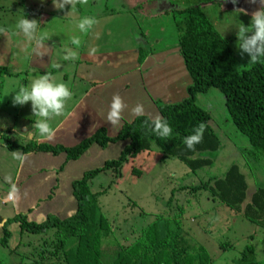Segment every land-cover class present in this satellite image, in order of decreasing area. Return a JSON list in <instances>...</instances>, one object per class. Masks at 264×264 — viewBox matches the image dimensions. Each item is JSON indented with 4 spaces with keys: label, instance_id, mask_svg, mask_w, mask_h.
Returning a JSON list of instances; mask_svg holds the SVG:
<instances>
[{
    "label": "rangeland",
    "instance_id": "374dc122",
    "mask_svg": "<svg viewBox=\"0 0 264 264\" xmlns=\"http://www.w3.org/2000/svg\"><path fill=\"white\" fill-rule=\"evenodd\" d=\"M182 1L0 0V65L8 66L11 75L0 76V131L10 132L12 138L22 141H28L34 133L41 142L45 135L47 140H57L63 116L75 109V98L89 88L83 83L71 91L62 79L63 73L79 76L82 69L78 70L76 63L82 48H93L90 54L95 50L99 55L108 54L109 60L105 61L108 67L90 70L96 77L110 74L104 81L110 86V98L89 95L83 101L80 110L92 116L85 127L93 129L107 123L109 118L103 112H110L109 136L118 130L113 124L129 122L135 115L159 120L153 101L160 100L162 104L184 99L187 97L184 85L190 82L182 59L175 52V18L172 12L159 13L165 4L173 8V4L181 5ZM214 1L218 5L202 6L204 17L226 39L239 66L257 63L264 55V21H257V17L264 20V0ZM94 34L97 41L88 45L87 40L92 41ZM140 47L150 53L139 64ZM120 62H125L121 70L115 66ZM134 70L138 75L133 74ZM44 73L52 79L40 77ZM125 74L127 79L122 81ZM143 77L144 87L140 83ZM117 82L120 86H116ZM66 83L72 85L71 80ZM122 85L127 93H120ZM195 99L210 114L214 125L225 122L224 98L216 89L200 93ZM228 125L232 128L230 136L235 135L231 124ZM89 135L83 131L75 140L60 144H77ZM237 137L245 143L242 137ZM123 148L124 142L110 143L106 149L92 146L78 160L64 164L63 155L23 156L20 151L7 150L0 140V238L5 221L18 213L25 215L39 198L55 194V188L63 195H52L50 201L40 205L39 211H59L60 218L71 214L76 204L69 199L70 183L85 171L101 167L106 160L116 159ZM237 148L234 145L225 148L213 167L197 171L196 176L180 157L162 158L151 151L124 164L122 178L97 197L99 214L109 220L112 232L101 247L105 256L110 257L117 246L128 248L143 236L149 225L156 226L154 221L161 217L159 220L175 219L177 225L180 221L179 237L190 251L203 246L212 264H237L241 248L249 243L248 237L253 235L254 243L256 240L260 243L264 229L246 221L235 209L221 205L209 193L191 191L201 183V175L218 176L232 164L241 165L244 160ZM24 163L28 165L21 167ZM102 177L93 185V192L103 188L107 179ZM28 219L38 222L35 215ZM18 228L17 224L9 226L12 237L7 248L0 246V264H40L37 260L42 236L21 233ZM225 242L232 247L221 249ZM257 249L256 256L260 258L264 248Z\"/></svg>",
    "mask_w": 264,
    "mask_h": 264
},
{
    "label": "trees",
    "instance_id": "16d2710c",
    "mask_svg": "<svg viewBox=\"0 0 264 264\" xmlns=\"http://www.w3.org/2000/svg\"><path fill=\"white\" fill-rule=\"evenodd\" d=\"M208 3L218 5L214 0H183L181 5L173 4V8L167 3L159 12L165 15L172 12L175 18V52L182 59L190 79L184 85L187 93L184 99L162 104L160 100L153 101L159 120L136 115L129 122H119V127L115 125L118 130L114 136H109L106 128L101 126L70 146L60 144L61 137L50 141L45 135L41 142L34 133L28 141H22L12 138L10 132L0 131V140L11 152L20 151L23 156L36 154L32 157L39 153L52 157L63 155L66 162L78 160L92 146L106 149L110 143L124 142L116 159L106 160L101 167L85 171L70 183L71 197L76 204L72 214L60 218L51 211H44V220L38 222L28 219L34 215L29 209L25 215L15 214L1 228V247L7 248L12 237L9 226L17 224L21 233L42 236L37 260L40 264H212L203 246L190 251L179 237L180 221L177 225L175 219L159 220L161 217L154 221L156 226L149 225L143 236L128 248L117 246L110 257L105 256L101 247L112 232L109 220L99 214L97 197L122 178L124 164L145 151L157 153L162 158L180 157L196 176L197 171L213 167L223 150L232 145L238 147L244 162L230 165L218 176L205 178L201 175L198 180L201 183L191 191L209 193L221 205L235 209L246 221L264 229V55L253 65L239 66L226 39L204 17L202 6ZM257 21L264 20L257 17ZM149 53L140 47L138 63H142ZM9 75L8 66L0 65V76ZM140 83L144 87L141 79ZM210 89H216L224 98L227 117L219 125H214L210 114L196 104V95ZM121 92L127 93L123 85ZM228 123L236 132L233 136H230L232 128ZM100 176L107 180L101 191L93 192V185ZM52 195L56 194L51 192L44 198L50 200ZM248 240L249 243L241 248L237 264H264V249L262 257L256 256L257 248H264V239L254 243L251 235ZM231 247L229 242L220 246L221 249Z\"/></svg>",
    "mask_w": 264,
    "mask_h": 264
},
{
    "label": "crops",
    "instance_id": "0c3cea01",
    "mask_svg": "<svg viewBox=\"0 0 264 264\" xmlns=\"http://www.w3.org/2000/svg\"><path fill=\"white\" fill-rule=\"evenodd\" d=\"M94 37H93L92 41H91V39L87 40L88 45H90V42L92 43L94 41H97V39H98L97 34H94ZM84 41H86V40H84ZM84 41L82 40V42H84ZM85 47H87V45ZM92 49L88 50L87 48H82V53H80L81 58L79 60H77V63H76V64H78L77 65L78 70L82 69L81 71L78 72L79 76L77 75V73H74V76H73L72 75L73 72H72V74H68V73L62 74V79L64 80V84H65V86H67L69 88V90L75 91V88L77 89V87H82L83 83L88 85L89 88L87 91H85V93H83V90H82L83 95L80 98L79 97L75 98V101H76L75 109L69 110L70 112L68 114L65 113V115L63 116L62 120H64V122L60 128L61 132L62 131L63 132H62V134H60L61 133L60 132L59 133L60 135L57 136V138L58 137L62 138V141H61V139H58L61 142H65L67 140H75V137L81 136L83 131H88L89 134H92L93 131L96 130V127H94V126H93V129L91 127H89V128L85 127L86 123L90 122L89 120L92 116L84 114L85 110H83V111L80 110L81 107L84 106L83 101L85 99H87V97L89 95H91L92 98H96V96H100V97L105 96L107 99L110 98V92H109L110 86L108 84L107 85L104 84V81L110 77V74L102 73L100 76L96 77V74L90 70V68H92V67L97 69V70H101L105 65H106V67H108V64H105V61L109 60V58H108L109 55L106 54L105 52H101V55H99L100 52H97L96 50L93 54H90V53H92L91 52ZM94 59H96L97 61ZM101 59L103 61H100ZM124 64H125V62H120L119 65H115V66H117V68L120 69L121 67H123ZM46 65H47V63H46ZM84 65H86L85 69H83ZM48 67L49 66L47 65V67L45 69H47ZM133 72H135V70ZM54 75H55V73H54ZM127 75L128 74H125V77ZM40 77H43V76L40 75ZM46 77L48 78V80L52 79V77L49 78L47 75H46ZM125 77H121L122 81H123V78H125ZM68 80H71L72 85L66 83V81H68ZM141 81H143V78L141 79ZM77 82H80V83L76 85ZM116 86H120V84L117 82ZM106 87H108V88H106ZM111 88L113 89L114 86ZM121 91H122V87L120 88V93H121ZM103 113L106 115V118H109V119H106L107 123H102L99 127H101V126L105 127L107 132H108V130H110V112H103ZM113 125H117L119 127L120 123H118V124L116 123ZM26 165H28V164L25 163L21 167H24ZM20 169L21 168H18V170H20ZM55 177H57V176H55ZM55 194L63 195V193H61L58 188L55 190ZM69 199L72 200L73 198L70 196ZM48 201H50V200H46V198L40 199V200L36 201L35 203H33V205L29 208L30 213L37 216V218H38L37 221L44 220L46 213L40 212L39 207H40V205H42L43 203H46ZM67 210H68V208H67ZM71 210H72L71 211V214H72V212L75 210L74 209H71ZM51 212L57 216H60V214H61V212H59V211H51Z\"/></svg>",
    "mask_w": 264,
    "mask_h": 264
},
{
    "label": "clouds",
    "instance_id": "9594fccd",
    "mask_svg": "<svg viewBox=\"0 0 264 264\" xmlns=\"http://www.w3.org/2000/svg\"><path fill=\"white\" fill-rule=\"evenodd\" d=\"M46 67H47V65H46ZM55 70V69H54ZM46 73H44V74H41L43 77H46V75H45ZM64 164H67V162H66V159L64 160ZM55 189H57V188H55Z\"/></svg>",
    "mask_w": 264,
    "mask_h": 264
}]
</instances>
